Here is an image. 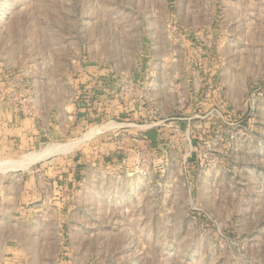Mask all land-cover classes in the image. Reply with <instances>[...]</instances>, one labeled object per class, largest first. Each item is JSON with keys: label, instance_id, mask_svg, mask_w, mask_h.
I'll return each mask as SVG.
<instances>
[{"label": "rangeland", "instance_id": "obj_1", "mask_svg": "<svg viewBox=\"0 0 264 264\" xmlns=\"http://www.w3.org/2000/svg\"><path fill=\"white\" fill-rule=\"evenodd\" d=\"M15 116L5 264H264V0H0Z\"/></svg>", "mask_w": 264, "mask_h": 264}, {"label": "crops", "instance_id": "obj_2", "mask_svg": "<svg viewBox=\"0 0 264 264\" xmlns=\"http://www.w3.org/2000/svg\"><path fill=\"white\" fill-rule=\"evenodd\" d=\"M14 123H15L14 125L15 130L13 134H10L8 138L6 136L0 135V155H4L7 153L16 155V152H17L16 149H20L23 143H26V144L28 143V145L31 147L36 146V140H37V134H38L36 123H34V121L30 118L26 121H23L22 116L20 117L15 116ZM22 124H24L27 127L24 131L22 128H20ZM191 127H192L191 125H187V127H185V125L182 123H179V124L176 123V124H171L169 126H166V128H162L161 130H158L156 132L150 131L148 129L145 135H147L146 138L148 139V142L155 143V142H159L163 138L164 135L171 132V128H173V131L175 133L181 134V132H184V131H189L191 133L192 131ZM18 177L19 176H17V180H16V175L14 176L13 183L14 181L15 183L16 181H18V183H21V178L20 177L18 178ZM3 179L4 178L1 177L0 175V182L3 181ZM31 181L32 179L29 180V183L30 185H33L31 184ZM14 196L15 197L17 196L15 192H14ZM2 207H3V203H0V264H5V262L7 261L15 262L16 257L9 255L7 252V246L9 247L10 245L7 230L12 227L11 226L12 224L9 222V220L3 221V219L6 217L5 215L6 212ZM17 260H20V259L17 258Z\"/></svg>", "mask_w": 264, "mask_h": 264}, {"label": "bare ground", "instance_id": "obj_3", "mask_svg": "<svg viewBox=\"0 0 264 264\" xmlns=\"http://www.w3.org/2000/svg\"><path fill=\"white\" fill-rule=\"evenodd\" d=\"M108 128H110V125L109 126H107ZM106 127V128H107ZM104 130L105 129V127H102V128H99L98 130ZM97 130V129H96ZM96 130H93L91 133L93 134V133H96V132H98V130L96 131ZM83 139V138H82ZM47 152V151H46ZM52 152V151H51ZM35 157V156H34ZM37 159V158H36ZM25 162V161H24ZM28 163V162H27ZM20 164V163H19ZM13 165V164H12ZM22 168V167H21Z\"/></svg>", "mask_w": 264, "mask_h": 264}]
</instances>
